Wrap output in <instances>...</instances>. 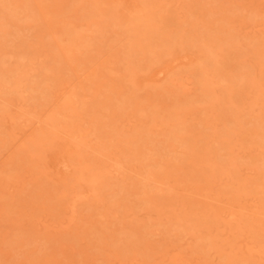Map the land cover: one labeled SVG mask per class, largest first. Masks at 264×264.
Masks as SVG:
<instances>
[{
	"label": "rangeland",
	"instance_id": "374dc122",
	"mask_svg": "<svg viewBox=\"0 0 264 264\" xmlns=\"http://www.w3.org/2000/svg\"><path fill=\"white\" fill-rule=\"evenodd\" d=\"M138 2L0 0V264H264V0Z\"/></svg>",
	"mask_w": 264,
	"mask_h": 264
},
{
	"label": "bare ground",
	"instance_id": "6f19581e",
	"mask_svg": "<svg viewBox=\"0 0 264 264\" xmlns=\"http://www.w3.org/2000/svg\"><path fill=\"white\" fill-rule=\"evenodd\" d=\"M138 1H139V0H138ZM138 1L133 0L132 5H134L135 2H137V4H138V3H139ZM140 1H141V0H140ZM142 2H143V1H142ZM142 2H141V4H142ZM125 4H126V3H125ZM122 5H124V4H122ZM142 6H143V4H142ZM121 7H122V6H121ZM126 7H127V6H126ZM134 7H135V6H134ZM123 8H124V7H123ZM143 12H144V10H143ZM137 15H138V14H137ZM139 16H140V14H139ZM142 19H143V17H142ZM135 20H136V19H135ZM144 21H145V20H144ZM136 22H138V21H136ZM139 23H140V22H139ZM137 24H138V23H137ZM139 27H140V26H139ZM62 44H63V43H62ZM50 50H51V49H50ZM54 54H55V53H54ZM11 58H12V57H11ZM60 60H61V59H60ZM17 62H18V61H17ZM18 63H19V62H18ZM26 63H27V62H26ZM18 66H19V65H18ZM19 67H20V66H19ZM12 68H13V67H12ZM146 69H147V68H146ZM134 71H135V70H134ZM20 73H21V72H20ZM234 76H235V75H234ZM18 81H19V80H18ZM49 81H50V80H49ZM4 84H5V83H4ZM15 88H16V87H15ZM0 89H1V88H0ZM20 89H21V88H20ZM30 95H31V94H30ZM63 95H64V94H63ZM21 96H22V95H21ZM85 98H86V97H85ZM62 101H63V100H62ZM66 102H67V103H71V102H72L71 97H67V98H66ZM63 103H64V102H63ZM127 103H128V102H127ZM64 104H65V103H64ZM67 106H68V105H67ZM79 107H80V106H79ZM57 109H58V107H57ZM84 109H85V108H84ZM116 109H117V108H116ZM260 112H261V111H260ZM263 112H264V111H263ZM258 113H259V111H258ZM48 116H49V115H48ZM242 117H243V116H242ZM250 117H251V115H250ZM259 117H260V116H259ZM49 118H50V117H49ZM59 119H60V118H59ZM234 120H235V119H234ZM49 121H50V120H49ZM54 121H55V120H54ZM46 122H47V121H46ZM113 122H114V121H113ZM236 122H237V121H236ZM53 123H54V122H53ZM73 123H74V122H73ZM54 124H55V123H54ZM55 125H56V124H55ZM68 126H69V125H68ZM215 126H216V125H215ZM226 126H227V125H226ZM195 127H196V126H195ZM216 127H217V126H216ZM228 127L231 128L230 125H229ZM250 127H251V126H250ZM255 127H256V126H255ZM66 128H67V127H66ZM214 128H215V127H214ZM230 128H229V129H230ZM43 129H44V128H43ZM81 129H83V128L81 127ZM237 129H238V128H237ZM46 130H47V129H46ZM66 130H67V129H66ZM66 130H64V131H66ZM72 130H73V129H72ZM75 130H76V129H75ZM217 130H218V129H216V132H217ZM226 130H227V128H226ZM230 130H231V129H230ZM245 130H246V129H245ZM250 130H251V129H249V131H250ZM79 131H80V130H79ZM236 131H237V130H236ZM238 131H239V130H238ZM252 131H253V130H252ZM255 131H256V130H255ZM72 132H73V131H72ZM171 132H172V131H171ZM228 132H229V131H228ZM234 132H235V130H234ZM234 132H233V133H234ZM178 133H179V132H178ZM210 133H211V132H210ZM233 133H231V134H233ZM68 134H69V133H68ZM68 134H67V135H68ZM75 134H76V132H75ZM213 134H214V132H213ZM216 134H217V133H216ZM220 134H221V133H220ZM229 134H230V133H229ZM69 135H70V137H71L73 134H72V135L69 134ZM69 135H68V136H69ZM122 135H123V134H122ZM226 135H228V134H226ZM234 135H235V134H234ZM234 135H233V136H234ZM43 136H44V135H43ZM74 136H75V135H74ZM86 136H87V135H86ZM183 136H184V135H183ZM39 137H40V136H39ZM219 137H220V136H219ZM231 137H232V136H231ZM231 137H229V138H231ZM188 138H190V137H188ZM216 138H217V137H216ZM250 138H251V137H250ZM47 139H49V137H48ZM47 139H46V140H47ZM63 139H64V138H63ZM73 139H74V137H73ZM75 139H76V138H75ZM258 139H259V138H258ZM70 140H71V139H70ZM77 140H78V139H77ZM83 140H84V139H83ZM223 140H224V139H223ZM223 140H221V141H223ZM225 140H226V139H225ZM42 141H44V140H42ZM68 141H69V140H68ZM68 141H67V142H68ZM74 141H75V140H74ZM149 141H150V140H149ZM189 141H190V140H189ZM227 141H228V138H227ZM227 141H225V142H227ZM47 142H48V141H47ZM70 142H71V141H70ZM82 142H83V141H82ZM228 142H229V141H228ZM228 142H227V143H228ZM230 142H231V140H230ZM255 142H256V141H255ZM259 142H260V141H259ZM44 143H45V142H44ZM50 143H51V142H50ZM50 143H49V145H50ZM73 143H74V142H73ZM181 143H182V142H181ZM53 144H54V142H53ZM53 144H52V145H53ZM75 144H76V146H74V147H75V148L77 147V149H78L79 146H77V145H80V142L75 143ZM90 144H91V143H90ZM90 144H89V145H90ZM198 144H199V143H198ZM220 144H221V143H220ZM228 144H229V143H228ZM234 144H235V143H234ZM65 145H68V143H66ZM182 145H183V144H182ZM207 145H209V144H207ZM53 146H54V145H53ZM82 146H83V145H82ZM94 146H95V145H94ZM140 146H141V145H140ZM204 146H205V145H204ZM227 146H228V145H227ZM60 147H61V146H60ZM64 147H65V146H64ZM106 147H107V146H106ZM202 147H203V146H202ZM49 148H50V147H49ZM52 148H53V147H52ZM68 148H69V149H67V150L64 149L65 151H67V153L64 152V156H66L68 153L70 154V152H72L73 150H74V151L77 150V149H75V148H72L71 145H70V146L68 145ZM60 149H61V148H60ZM62 149H63V148H62ZM70 149H72V150H70ZM187 149H188V148H187ZM230 149H232V148H230ZM233 149H234V148H233ZM262 150H263V149H262ZM68 151H70V152H68ZM233 151H234V150H233ZM233 151H232V152H233ZM60 152H63V150H62V151L60 150ZM91 152H92V151H91ZM197 152H198V151H197ZM73 153H75V152H73ZM73 153H72V154H73ZM77 153H78V151L76 152V154H77ZM218 153H219V152H218ZM260 153H261V152H260ZM87 154H88V153H87ZM230 154H231V153H230ZM235 154H236V152H235ZM70 155H71V154H70ZM73 155H74V154H73ZM77 155H78V154H77ZM217 155H218V154H217ZM226 155H227V154H226ZM64 156H63V157H64ZM261 156H262V155H261ZM67 157H69V156H67ZM217 157H218V156H217ZM229 157H230V156H229ZM241 157H242V156H241ZM255 157H256V156H255ZM259 157H260V156H259ZM129 158H130V157H129ZM218 158H219V157H218ZM260 158H261V157H260ZM70 159H71V158H70ZM77 159H79V158H77ZM108 159H109V158H108ZM231 159H232V158H231ZM233 159H234V158H233ZM68 160H69V159H68ZM150 160H151V159H150ZM228 160H229V159H227V161H228ZM251 160H252V159H251ZM78 161H79V160H78ZM224 161H225V160H224ZM253 161H254V160H253ZM69 162H70V161H69ZM136 162H137V161H136ZM208 162H209V160H208ZM66 163H67V159H64V161H62V160L60 161V164H62V165H64V166H68V165H67L68 163H67V164H66ZM250 163H251V162H250ZM255 164H256V163H255ZM71 166H72V165H71ZM111 166H112V165H111ZM230 166H231V165H230ZM68 167H69V166H68ZM68 167H67V168H68ZM58 168H59V167H58ZM81 168H82V167H81ZM213 168H214V167H213ZM259 168L261 169V167H259ZM262 168L264 169V167H262ZM61 169H63V168H61ZM254 169H255V168H254ZM59 170H60V169H59ZM98 170H99V169H98ZM65 171H66V170H65ZM228 171H229V170H228ZM258 171H259V169H258ZM224 172H225V171H224ZM259 172H260V171H259ZM261 172H262V171H261ZM263 172H264V170H263ZM71 173H72V172H71ZM82 173H83V172H82ZM94 173H95V172H94ZM169 173H170V172H169ZM56 174H57V173H56ZM87 174H88V173H87ZM235 174H236V173H235ZM262 174L264 175V173H262ZM72 175H73V174H72ZM72 175H71V176H72ZM150 175H151V174H150ZM238 175H239V174H238ZM248 175H249V174H248ZM223 176H224V175H223ZM249 176H251V175H249ZM83 177H84V176H83ZM83 177H82V178H83ZM86 177H87V176H86ZM241 178H242V177H241ZM258 178H259V177H258ZM189 179H190V178H189ZM237 179H238V178H237ZM263 179H264V178H263ZM76 180H77V179H76ZM143 180H144V179H143ZM161 180H162V179H161ZM235 180H236V179H235ZM255 180H256V179H255ZM162 181H163V180H162ZM164 181H165V180H164ZM231 181H232V180H231ZM231 181H230V183H231ZM133 182H134V181H133ZM235 182H236V181H235ZM263 182H264V181H263ZM228 183H229V182H228ZM228 183H227V184H228ZM230 183H229V184H230ZM243 183H244V180H243ZM72 184H73V183H72ZM225 184H226V183H224V185H225ZM237 184H238V183H237ZM244 184H246V183H244ZM263 184H264V183H263ZM167 185H168V184H167ZM230 185H231V184H230ZM81 186H83V185L81 184ZM226 186H227V185H226ZM226 186H225V187H226ZM233 186H234V185H233ZM240 186H241V185H239V188H240ZM242 186H243V185H242ZM248 186H249V184H248ZM257 186H258V185H257ZM263 186H264V185H263ZM236 187H237V186H236ZM244 187H245V186H244ZM261 187H262V183H261ZM245 188H247V187H245ZM249 188H250V187H249ZM259 188H260V186H259ZM259 188H258V189H259ZM224 189H225V188H224ZM242 189H243V188H242ZM176 190H177V189H176ZM243 190H244V189H243ZM245 191H246V190H245ZM87 192H88V191H87ZM219 192H220V191H219ZM231 192H233V191H231ZM246 192H247V191H246ZM84 193H85V192H84ZM226 193H227V192H226ZM82 194H83V193H82ZM86 194H87V193H86ZM222 194H223V193H222ZM224 194H225V193H224ZM236 194L238 195L239 193L236 191ZM236 194H234V196H235ZM255 194H256V193H254V195H255ZM74 195H75V194H74ZM76 195H78V194H76ZM226 195H227V194H226ZM228 195H229V194H228ZM241 195H242V194H241ZM78 196H79V195H78ZM260 196H261V195H260ZM87 197H88V196H87ZM163 197H164V196H163ZM172 197H173V196H172ZM82 198H83V197H82ZM167 198H168V197H167ZM236 198H237V197H236ZM77 200H78V198H77ZM238 200H239V199H238ZM161 201H162V200H161ZM219 201H220V200H219ZM222 201H223V200H222ZM121 202H122V201H121ZM223 203L225 204V202H223ZM223 203H222V204H223ZM233 204H234V203H233ZM255 204H256V203H255ZM262 204H263V203H262ZM206 205H207V204H206ZM227 205H228V204H227ZM262 206H263V205H262ZM221 207H222V205L220 206V208H221ZM228 207H229V206H228ZM228 207H227V208H228ZM263 207H264V206H263ZM174 208H175V207H174ZM229 208H230V207H229ZM236 208H237V207H236ZM212 209H213V207L211 208V210H212ZM217 209H219V208L216 207L215 210H217ZM221 209L223 210V207H222ZM233 209H234V208H233ZM256 209H257V208H256ZM154 210H155V209H154ZM206 210H207V209H206ZM211 210H210V211H211ZM197 211H198V210H197ZM210 211H209V212H210ZM223 211H225V208H224ZM228 211H229V210H228ZM230 211H231V213H230V217H231V216L234 214V212H233V214H232V209H231ZM186 212H187V211H186ZM214 212H215V211H214ZM214 212H213V214H215ZM235 212H236V211H235ZM237 212H238V211H237ZM184 213H185V212H184ZM194 213H195V212H194ZM228 213H229V212H228ZM228 213H227V214H228ZM242 213H243V212H242ZM197 214H198V213H197ZM217 214H218V213H217ZM220 214H221V212H220ZM227 214H226V216H227ZM231 214H232V215H231ZM166 215H167V214H166ZM235 215H237V214L235 213ZM190 216H191V215H190ZM190 216H189V217H190ZM220 216H221V215H220ZM221 217H222V216H221ZM228 217H229V216H228ZM230 217H229V218H230ZM233 217H237V216H233ZM244 217H247V215L244 214L243 218H244ZM237 218H241V216H240V217H237ZM223 219H225V218L223 217ZM227 219H228V218H227ZM246 219H247V218H246ZM199 220H200V219H199ZM208 220H209V219H208ZM240 220H242V219H240ZM240 220H239V219H236V218H231V221H235L236 224H241V223H240V222H241ZM226 221H227V220H226ZM261 221H262V220H261ZM203 222H204V221H203ZM249 222H250V220H249ZM254 222H255V220H254ZM229 223L231 224L230 220H229ZM203 224H204V223H203ZM211 224H212V223H211ZM233 224H234V223H233ZM245 224H246V222H245ZM250 224H252V222H250ZM250 224H249V225H250ZM262 224H263V223H262ZM207 225H208V224H207ZM231 225H232V224H231ZM212 226H213V225H212ZM238 226H239V225H236L235 227L233 226V228L237 229ZM241 226H242V225H241ZM209 227H210V226H209ZM226 227H227V226H226ZM239 227H240V226H239ZM250 227H251V226H250ZM261 227H262V226H261ZM243 229H244V228H243ZM248 229H249V228H248ZM252 229H253V228H252ZM186 232H187V231H186ZM200 232H201V231H200ZM217 232H218V231H217ZM242 232H243V231H242ZM252 232H253V231H252ZM215 235H216V234H215ZM243 235H244V234H243ZM247 235H248V234H247ZM213 237H214V236H213ZM213 237H212V238H213ZM241 237H242V235H241ZM219 238H220V237H219ZM215 239H216V238H215ZM249 239H250V238H249ZM226 240H227V239H226ZM189 241H190V240H189ZM179 242H180V241H179ZM198 243H199V242H198ZM255 245H256V244H255ZM261 245H262V244H261ZM263 245H264V244H263ZM206 246H207V245H206ZM226 252H227V251H226ZM185 257H186V256H185ZM242 258H243V257H242ZM251 262H252V261H251ZM257 263H258V262H257Z\"/></svg>",
	"mask_w": 264,
	"mask_h": 264
}]
</instances>
